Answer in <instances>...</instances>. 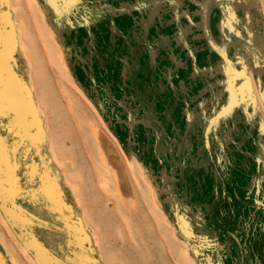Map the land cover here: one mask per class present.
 Listing matches in <instances>:
<instances>
[{"label":"rangeland","instance_id":"rangeland-1","mask_svg":"<svg viewBox=\"0 0 264 264\" xmlns=\"http://www.w3.org/2000/svg\"><path fill=\"white\" fill-rule=\"evenodd\" d=\"M10 1L48 150L101 262L264 264V0H80L59 12L41 0L43 20L32 0ZM100 136L125 165L123 199ZM7 227L0 215L8 258L20 244Z\"/></svg>","mask_w":264,"mask_h":264},{"label":"crops","instance_id":"crops-1","mask_svg":"<svg viewBox=\"0 0 264 264\" xmlns=\"http://www.w3.org/2000/svg\"><path fill=\"white\" fill-rule=\"evenodd\" d=\"M2 11L0 5V15ZM0 25L4 30L1 18ZM4 37L3 31L0 37L2 91L6 90L8 78L13 79L11 92L15 99L21 100V107L11 108L2 95L0 137L5 147L3 179L8 197L4 201L8 211L0 206L3 214L38 264H103L84 225L81 210L65 185L61 168L50 158L43 122L20 66L16 37L13 36L11 47H6ZM0 258L3 264H9L1 246Z\"/></svg>","mask_w":264,"mask_h":264},{"label":"bare ground","instance_id":"bare-ground-1","mask_svg":"<svg viewBox=\"0 0 264 264\" xmlns=\"http://www.w3.org/2000/svg\"><path fill=\"white\" fill-rule=\"evenodd\" d=\"M32 1L35 4V6L37 7V9L40 11L41 19L42 20L43 19H47V17H48V14H47L48 9H47V7L42 4L41 0H32ZM261 4H264V3H261ZM8 6H9V14H8V12H5V13L2 12V14L0 15L1 23H6L7 27H11L10 28L11 30L5 31V37H4L5 38V45H6V47L7 46H9V47L14 46V44H13V36H15L16 37V43H17V49H18L21 57L25 60L28 48H27V46L24 43L25 42L27 43V41L25 40V42L23 43V40H22L23 35L20 36V33H22L21 32L22 29H21V27L19 25H17L18 23L22 22L23 20H21V18L19 20H17L14 17H13V19L7 17V15L8 16L10 15V13L12 14V16L15 15V13H17V11H18V6L19 5L14 4L12 1L8 0ZM263 10H264V8H263ZM2 15H3V17H2ZM7 18H9V20H11L10 24H8L9 21L7 20ZM1 28H2V25H0V37L3 34V30H1ZM51 38L54 39V40L56 38L53 31L51 32ZM6 47H5V50L7 49ZM28 47H29V45H28ZM53 50H54V48H53ZM57 50H59V49H57ZM57 56H58L59 60L66 66L65 53L62 50H59L58 53H57ZM28 57H29V55H28ZM28 59L29 58H27V60ZM7 84L8 85L6 87V90H4L2 92L3 96L5 97V100H6L7 104L12 106V105H14L16 103L21 102V100L19 101L18 99H15V97L13 96V94L11 92L12 85L14 86V80L11 79V78H8ZM36 112H37V114L39 116V111H38L37 108H36ZM43 128H44V131L46 133L45 127H43ZM48 137L49 136L46 133L47 142H49ZM99 147L101 149L100 155L102 157V163H103V165H105L107 167V169H112L114 171V173H115V175L117 177V182H116L117 185H116V190L115 191L123 199V196H124L125 192H129L130 193V191L132 190V185L130 183V180H129L128 176L126 175L125 165H124L122 159L120 158V156L115 151V149L111 148V145L109 143V139L106 136H100L99 137ZM49 155H50V158H51L52 162L57 167L63 168V165H64L62 163L63 161L61 162L62 159L60 160L56 148L54 146H52L51 144L49 145ZM142 171H143L142 176L144 177V179L146 180V182L148 184V187L150 189V194H151L155 204L158 205V206H161V202H160V200L158 198V195H157V192H156L154 186L152 185L150 179L148 178L145 170L142 169ZM68 177H69L68 173H66L65 185L71 190V193L74 195V194H76V192H74L75 188L73 187L74 183L72 184L71 183L72 181L69 180ZM74 197H75V195H74ZM7 198L8 197L5 194V200H4L5 202H6ZM74 200H75L77 206L81 205V203L79 202V199L77 197H75ZM163 214L166 217V213L163 212ZM0 215L3 218V220H4L5 230L8 231V233H9V228L7 226H10V224H9L8 220L6 219V217L4 216L1 207H0ZM83 222H84V225L87 227V223L85 222L84 218H83ZM172 226L174 228V232L176 233V235H178L177 228L174 225H172ZM91 236H92V239L94 241V244L96 246H100L99 245V239H98L97 235L96 234H93V235L91 234ZM18 241H19L18 238L14 239L15 244L17 242V244H20L19 246L21 247L23 244L18 243ZM0 246H1V249L3 251L4 250L8 251V245L5 242L1 241V240H0ZM19 246L17 245L16 251L10 252L11 255L8 257L9 264H38L37 261L34 260V258L32 256H30V254H27L29 252L25 248L24 245H23V249H24V252L26 254L25 253H22V254L20 253V252L23 251V249H22V251L17 253L19 251L18 250ZM186 249L187 250L190 249L188 244L186 245ZM0 264H3V262L1 261V258H0Z\"/></svg>","mask_w":264,"mask_h":264},{"label":"snow or ice","instance_id":"snow-or-ice-1","mask_svg":"<svg viewBox=\"0 0 264 264\" xmlns=\"http://www.w3.org/2000/svg\"><path fill=\"white\" fill-rule=\"evenodd\" d=\"M80 0H58V5L59 7L57 8V11L59 12L61 8L64 11H68L70 8H73L77 3H79ZM71 23V21H69ZM2 80H0V101H2ZM4 156H5V147H4V140L2 137H0V206H4V211H8V207L4 205V200H5V194H6V189H5V183L6 181L3 179L4 175ZM195 239V237H193ZM193 248L195 251H199L198 247L196 244L193 245Z\"/></svg>","mask_w":264,"mask_h":264}]
</instances>
